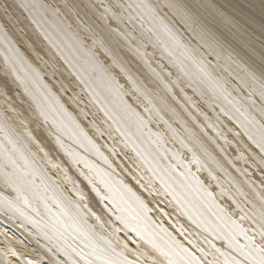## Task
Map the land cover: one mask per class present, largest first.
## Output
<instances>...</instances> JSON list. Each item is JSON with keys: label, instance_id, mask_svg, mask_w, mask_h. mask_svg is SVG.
Returning <instances> with one entry per match:
<instances>
[{"label": "bare ground", "instance_id": "obj_1", "mask_svg": "<svg viewBox=\"0 0 264 264\" xmlns=\"http://www.w3.org/2000/svg\"><path fill=\"white\" fill-rule=\"evenodd\" d=\"M176 2L0 0V264H255L264 0Z\"/></svg>", "mask_w": 264, "mask_h": 264}, {"label": "snow or ice", "instance_id": "obj_2", "mask_svg": "<svg viewBox=\"0 0 264 264\" xmlns=\"http://www.w3.org/2000/svg\"><path fill=\"white\" fill-rule=\"evenodd\" d=\"M167 6L169 8L175 9L176 11H178L180 13H186L187 9L189 8V5L177 3L176 0H170V3ZM19 7L24 8L25 10H27V8H28V6L23 2L20 3ZM191 7L195 8L196 5L192 4ZM77 127H79V125H77ZM259 132L261 135V139L259 141H257L256 137L251 135L250 133H249V139L253 140V142L256 143L257 146L261 149V151L264 152V123L260 124ZM89 143H91L90 140H89ZM93 146L95 147V145H93ZM97 151H99V150L97 149ZM105 160L107 161L106 157H105ZM12 163H13V165H15V161H13ZM0 174H2L4 176V180H5L6 184L10 185L13 188H17V190H19L18 181L15 177V172H8V171H4V170L0 169ZM81 175H84V174L81 173ZM85 179H89V178L87 176H85ZM89 182L91 183V181H89ZM125 187H127V185H125ZM165 190L167 191V189H165ZM93 191L96 192V194L98 196H101L100 190L97 189L96 187H93ZM128 191L132 192L131 188H128ZM132 195L135 197L136 201L139 203V205L142 208L144 213H147L148 211H150L147 204H145L144 201L139 196H136V194L134 192H132ZM101 199H107V197L101 196ZM0 202L7 204L9 206H11V203H12L10 200L3 198V197H0ZM17 211H20V209H17ZM20 214L24 215V213L22 211L20 212ZM93 215H95V213H93ZM28 219L33 224L36 223V221L31 220L30 217H28ZM97 219H99V217H97ZM122 222L125 223V227H129L127 222H125L123 220H122ZM249 241H250L251 249H250L248 255L253 257L255 264H264V242H262L261 244H255V242L252 240V238H249ZM125 247H127V245H125ZM245 247H247V246H245ZM185 252H187L186 249H185ZM189 255H191V254H189ZM257 256L259 257L258 260H256ZM58 264H67V262L64 260H60V261H58ZM72 264H76V261H72ZM106 264H131V262H128V261H122L121 262V261H111L110 260V261H106ZM169 264H171V261H169ZM188 264H200V262L197 260V258H195V256H192V258L188 261ZM225 264H229V262L226 261ZM232 264H239V262H232Z\"/></svg>", "mask_w": 264, "mask_h": 264}, {"label": "rangeland", "instance_id": "obj_3", "mask_svg": "<svg viewBox=\"0 0 264 264\" xmlns=\"http://www.w3.org/2000/svg\"><path fill=\"white\" fill-rule=\"evenodd\" d=\"M202 48H203V46H202ZM211 56V55H210ZM156 58L158 57V56H155Z\"/></svg>", "mask_w": 264, "mask_h": 264}]
</instances>
